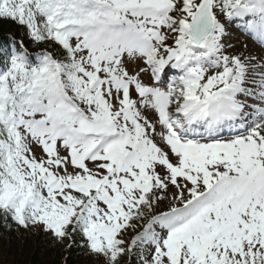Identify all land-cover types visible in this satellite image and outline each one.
<instances>
[{
    "label": "snow or ice",
    "instance_id": "snow-or-ice-1",
    "mask_svg": "<svg viewBox=\"0 0 264 264\" xmlns=\"http://www.w3.org/2000/svg\"><path fill=\"white\" fill-rule=\"evenodd\" d=\"M0 21L6 228L95 264H264V0H0Z\"/></svg>",
    "mask_w": 264,
    "mask_h": 264
},
{
    "label": "rangeland",
    "instance_id": "rangeland-1",
    "mask_svg": "<svg viewBox=\"0 0 264 264\" xmlns=\"http://www.w3.org/2000/svg\"><path fill=\"white\" fill-rule=\"evenodd\" d=\"M230 35L226 41L234 45L233 52H240L247 44L248 51L260 53L261 47L251 41V37L243 34L232 25L229 29ZM11 237L0 238V264H30L24 256L31 254L33 248H38L40 264H71L74 253L79 254L77 242L71 248L67 247L68 241L63 245L55 244L45 233H35L20 229L11 233ZM76 257V256H75ZM76 264H95L92 256L79 255ZM134 262V261H133Z\"/></svg>",
    "mask_w": 264,
    "mask_h": 264
},
{
    "label": "trees",
    "instance_id": "trees-1",
    "mask_svg": "<svg viewBox=\"0 0 264 264\" xmlns=\"http://www.w3.org/2000/svg\"><path fill=\"white\" fill-rule=\"evenodd\" d=\"M16 30V26L14 24H11L8 21H0V43H3L9 36L10 33L14 32ZM19 39V37H17ZM15 229V225H13V229L9 230L8 228H6L4 226V223L2 220H0V238H3L4 236H10L11 237V233L14 232ZM77 250L80 251L79 254L74 253V259L71 261V264H76V262L78 261L77 258L79 257V255H86L87 257L90 255L88 254L87 250L84 248L79 247V238L77 237ZM39 251L38 248H33L31 254H26L25 259L28 260V262L30 264H40V260H39ZM134 264V262H133Z\"/></svg>",
    "mask_w": 264,
    "mask_h": 264
}]
</instances>
